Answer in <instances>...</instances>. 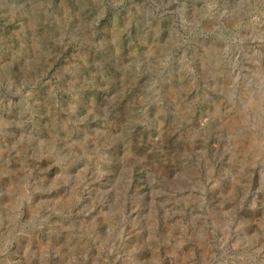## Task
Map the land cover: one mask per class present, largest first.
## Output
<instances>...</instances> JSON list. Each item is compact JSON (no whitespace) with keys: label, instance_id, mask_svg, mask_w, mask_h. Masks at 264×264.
Masks as SVG:
<instances>
[{"label":"rangeland","instance_id":"obj_1","mask_svg":"<svg viewBox=\"0 0 264 264\" xmlns=\"http://www.w3.org/2000/svg\"><path fill=\"white\" fill-rule=\"evenodd\" d=\"M0 264H264V0H0Z\"/></svg>","mask_w":264,"mask_h":264}]
</instances>
